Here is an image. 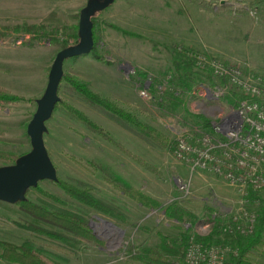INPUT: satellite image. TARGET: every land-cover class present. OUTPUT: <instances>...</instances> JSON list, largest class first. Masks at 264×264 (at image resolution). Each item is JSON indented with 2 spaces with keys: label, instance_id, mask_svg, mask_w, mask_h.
Segmentation results:
<instances>
[{
  "label": "rangeland",
  "instance_id": "obj_1",
  "mask_svg": "<svg viewBox=\"0 0 264 264\" xmlns=\"http://www.w3.org/2000/svg\"><path fill=\"white\" fill-rule=\"evenodd\" d=\"M87 2L0 0V91L14 98L9 103L0 102V153L17 160L30 151L26 129L36 111V101L44 93L56 54L77 44L79 15ZM92 21L93 50L65 60L63 78L70 77L155 128L171 146L160 148L146 143L132 129L98 112L61 80L59 103L81 112L135 159L58 107L46 122L43 137L57 181L85 184L111 212L85 208L55 183L42 181L27 191L26 199L40 206H53L58 204L44 193L57 197L68 210L88 221L95 240L77 239L35 221L18 204L0 202V254L2 244L20 246L30 242L59 264H142L132 260L136 253L146 248L161 250L162 237L179 242L184 230L190 228L185 217L183 223L166 217L165 210L173 205L197 219L205 220L213 214L225 224L236 219L242 228L252 225L250 233L238 235L248 244L247 260L264 264V224L257 227L262 204H247L246 189L208 172L192 175L172 153L179 139L196 140L209 133L212 124L237 98L236 92L228 84L221 85L210 68L197 64V57L241 69L264 70V0H115L97 12ZM182 58L193 60L198 69L191 70L195 79L192 93L181 97L182 102L173 107L168 94L178 83L176 61L182 62ZM208 70L212 72L211 80ZM143 90L153 99L142 97ZM206 90L212 96L206 95ZM12 164L0 160V167ZM118 177L158 200L161 207L155 211L142 208L105 181ZM178 181L190 183L188 196L181 197ZM26 223L63 234L71 241L65 243L20 227ZM105 223L116 230L104 228ZM238 235L232 231L221 234V240L231 243L216 246L225 251L224 264H232L231 258L238 252ZM195 236L191 229L188 244ZM168 259L174 264H187L184 257ZM0 264L11 263L0 258Z\"/></svg>",
  "mask_w": 264,
  "mask_h": 264
},
{
  "label": "trees",
  "instance_id": "obj_2",
  "mask_svg": "<svg viewBox=\"0 0 264 264\" xmlns=\"http://www.w3.org/2000/svg\"><path fill=\"white\" fill-rule=\"evenodd\" d=\"M92 35L94 41L95 38L93 28ZM187 53L192 54L193 52H191V50H187ZM176 68L177 72H180L178 83L173 85L175 88H171V90L169 91L170 94H168L169 100L172 102L173 107H176V103H179V101L182 102L181 97H184V95H190V93H192L195 79L194 73L191 70L198 69L196 67V63L190 59H183L182 62L176 61ZM207 76L208 79L211 80L212 72L210 70H208ZM62 80L67 81L73 87L72 90L78 93L86 103L90 104L98 112L109 117L117 124L132 129L136 136L141 140L160 148L171 146V143H169L168 139L162 133L151 126L140 122L129 112L118 108L108 100L90 92L84 85L75 82L70 77L65 76ZM219 82L223 86L227 84V80L224 78H220ZM12 100H14V98H8L0 91V102L9 103L12 102ZM163 101L164 99H161V102ZM58 107L63 109V111L66 112L68 116L84 124L88 130L95 133L99 137L109 141L111 144L123 151L124 154H126L128 157L135 159L129 152L124 150L122 146L117 145L115 142H113L112 139L107 135V133H105L96 124L91 122L81 112L75 110L74 108L63 102L56 104L54 107V111ZM207 126L210 127V125ZM0 160L15 162L16 158L7 154L0 153ZM105 181L116 191H119L120 194L138 204L142 208L155 211L161 207V204L158 200L153 199L140 190L127 185L119 177L116 178V180L106 178ZM55 184L68 198L76 201L83 207L97 210L103 214H110V207H108L102 201L94 198L91 194V189L85 184L77 183L75 185L60 180ZM44 195L58 205L51 206V204H48L40 206L29 200H26L24 202L18 203L20 210L35 221L52 226L63 233H68L74 236L77 239H82L85 241L95 240L94 236L92 235L91 229L88 226V221L82 215L68 210L65 206V202L60 201L57 197H53L46 193H44ZM245 200L247 204H254L256 202H260L262 204V211L257 215V227L262 228V224H264V198L261 199L252 192L248 191ZM112 215L116 216V214ZM165 215L167 218L177 223H183L185 221V217L187 220L186 224L190 228L184 230L179 239V242L168 240V238L162 237L161 239L163 248L161 250L152 248L142 249L134 255L132 259L133 261L140 262L142 264H174L170 262L168 258H183L187 244L190 241L191 229L195 230V228L201 225H208L210 228V234L206 237L195 236L194 242L202 243L205 246H218L219 244H221L225 247L226 245H231V243L224 242V240H221L220 238L225 227V222L220 216L212 214L205 220L197 219L190 214H184L182 210L176 208L173 205L169 206L165 210ZM20 227L27 231L45 235L52 239L62 240L65 243L71 241L63 234L49 232L29 223L23 225L21 224ZM235 243L239 249L238 252L231 258L232 264H252L247 260L245 255L248 252V244L246 245V241L244 240V238H242L240 235L236 236ZM0 258L11 264H59L51 258L47 257L41 251V249L33 247L30 242H25L20 246L2 244Z\"/></svg>",
  "mask_w": 264,
  "mask_h": 264
},
{
  "label": "built area",
  "instance_id": "obj_3",
  "mask_svg": "<svg viewBox=\"0 0 264 264\" xmlns=\"http://www.w3.org/2000/svg\"><path fill=\"white\" fill-rule=\"evenodd\" d=\"M198 65L208 67L217 78H226L228 88L236 92L228 112L212 124L209 133L179 139L173 148L176 160L186 164L192 175L208 172L231 185L264 195V70L254 71L227 66L217 60L199 56ZM205 94L212 96L209 90ZM140 95L153 99L146 90ZM222 95V92H220ZM218 96V95H217ZM181 197L189 195L190 183L177 182ZM247 194V192H246ZM250 222L254 218L249 219ZM234 219L225 224L223 232L245 235L252 225L242 228ZM195 234L206 237L208 225L195 228ZM225 251L216 246H205L193 240L187 245L184 260L187 264H224Z\"/></svg>",
  "mask_w": 264,
  "mask_h": 264
},
{
  "label": "water",
  "instance_id": "obj_4",
  "mask_svg": "<svg viewBox=\"0 0 264 264\" xmlns=\"http://www.w3.org/2000/svg\"><path fill=\"white\" fill-rule=\"evenodd\" d=\"M114 1L88 0L79 15L77 44L56 54L46 88L36 101V111L26 129L31 149L17 158L14 164L0 167V202L16 205L26 201L27 191L35 189L40 182H57L56 169L49 158L43 137L47 132L46 122L51 119L54 107L60 101L58 89L63 78V63L91 53L94 47L91 20L97 12L105 10Z\"/></svg>",
  "mask_w": 264,
  "mask_h": 264
},
{
  "label": "bare ground",
  "instance_id": "obj_5",
  "mask_svg": "<svg viewBox=\"0 0 264 264\" xmlns=\"http://www.w3.org/2000/svg\"><path fill=\"white\" fill-rule=\"evenodd\" d=\"M105 227L115 229L113 226H111V225H109V224H106V223L104 224V228H105ZM115 230H116V229H115Z\"/></svg>",
  "mask_w": 264,
  "mask_h": 264
}]
</instances>
